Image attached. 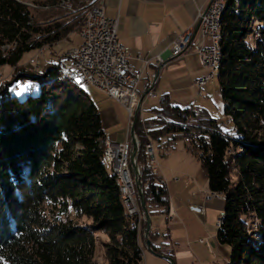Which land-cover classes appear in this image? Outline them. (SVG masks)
<instances>
[{"label": "trees", "instance_id": "1", "mask_svg": "<svg viewBox=\"0 0 264 264\" xmlns=\"http://www.w3.org/2000/svg\"><path fill=\"white\" fill-rule=\"evenodd\" d=\"M226 2L223 118L163 96L153 117L138 118V163L151 217L169 215L168 187L152 173L146 146L165 155L177 141L188 142L211 193L225 199L216 240L231 248L228 264H264V0ZM93 4L53 0L40 20L24 0H0V68L17 69L24 53L67 38ZM17 71L0 84V264H99L100 252L106 264H141L145 220L139 224L126 210L105 157L100 109L59 64L42 74ZM21 78L39 81V94L14 96ZM100 233L107 239L99 241ZM157 236L152 228V248L164 254Z\"/></svg>", "mask_w": 264, "mask_h": 264}, {"label": "crops", "instance_id": "2", "mask_svg": "<svg viewBox=\"0 0 264 264\" xmlns=\"http://www.w3.org/2000/svg\"><path fill=\"white\" fill-rule=\"evenodd\" d=\"M104 1L106 16L118 20L117 38L122 45L129 49L131 66L138 69L143 65L142 59H151L137 86L140 96L147 93L141 105V117L147 119L146 114L150 115L149 118L153 117L152 109L158 107L162 97L166 95L175 106H198L205 109L210 115L214 114L211 111L214 110V104H217L219 99L218 85L214 80L215 74L212 81L202 89L199 87L196 80L207 75L210 70L200 64L194 46L202 40L200 29H196L197 13L200 8L206 9L210 0ZM190 28L194 29L193 44L183 54L176 57L171 56L168 51L170 44ZM204 41L207 45L211 43L209 38H205ZM159 54L166 60L161 66L155 63V56ZM101 93L105 96L97 106L101 112L107 141L110 143L113 141L123 142L127 139L131 141V120L128 111L120 101L102 91ZM160 176L164 181L166 180V184L171 183L164 175L163 169L160 170ZM216 199H220V196ZM218 201L221 205L222 201ZM176 215L177 206L173 196L170 195V213L164 215L168 222L166 227L168 241L160 242L162 244L161 251L165 255L171 253L176 264H188L189 257L194 259L195 252L185 240H180L173 228H170V224L173 225L177 219ZM154 216L152 217V228L159 234L158 230L163 227L157 228L158 222L154 224ZM157 240L158 236L155 243ZM144 241L143 235L141 245L145 254ZM141 264H144L143 261Z\"/></svg>", "mask_w": 264, "mask_h": 264}, {"label": "rangeland", "instance_id": "3", "mask_svg": "<svg viewBox=\"0 0 264 264\" xmlns=\"http://www.w3.org/2000/svg\"><path fill=\"white\" fill-rule=\"evenodd\" d=\"M24 1L32 10L36 11L40 20H45L49 16L47 12L51 11H45L42 7L45 4L51 3L53 0ZM63 1L67 2L68 0ZM79 30L80 26H78L74 33L57 44L55 43L41 48L43 51L32 50L24 53L17 69L9 65L2 66L0 68V84L13 80L18 73V69L42 74L49 65L58 64L60 58L71 46H76L81 42ZM218 75L219 72L215 73L214 80L218 85L219 99L217 100V104H214V110L211 112L214 113L212 117L222 119L224 116V103ZM23 80L24 78H21L16 82L15 85H18L19 90H12L14 96L19 99H25L28 95L34 96L39 94V81L26 79V82H24ZM82 86L89 93L96 105L105 96L101 91L91 85L82 84ZM146 117L149 118L150 115L146 114ZM166 141L167 139L165 138L163 142ZM188 146V142L177 141L169 149V153L165 155H163L164 152L162 149L158 148V146L155 147L160 170L163 169L164 175L171 182L167 183V185L170 195L173 196L174 203L177 206V219H175L176 221L173 225L170 224V228H173L174 232L179 235L180 240H185L195 252L194 259L189 257L188 264H228L231 248L226 245H219L216 241L219 218L223 216L225 199L223 195H220V199H216V196H213L212 200H203V196L201 195L208 194V196H212L208 186V179L198 157L188 149ZM218 200L222 201L221 205ZM197 206L200 207L201 211L193 209ZM153 222L154 224L158 222L157 228L163 227L161 230H158L159 236L156 241V244L161 248V243L168 241L166 236L168 233L166 229L168 222L162 214L154 216ZM100 236L97 237L99 241L101 239H107L102 233H100ZM144 251V264H171L170 261L153 254L146 247H144ZM97 258L99 264H106L101 252L98 253Z\"/></svg>", "mask_w": 264, "mask_h": 264}, {"label": "built area", "instance_id": "4", "mask_svg": "<svg viewBox=\"0 0 264 264\" xmlns=\"http://www.w3.org/2000/svg\"><path fill=\"white\" fill-rule=\"evenodd\" d=\"M92 2L101 4L102 16H93V4L90 7V16L84 18L91 19L90 32L82 33L80 26L81 43L70 47L63 55L62 62L73 73L83 76L91 86L120 101L128 111L132 123L140 99L137 86L151 59H142L143 65L138 69L131 66L130 51L117 38L118 20L106 16L104 5L100 3V0H92ZM224 2L225 0H210L206 9L200 8L197 13L196 23L199 24L198 29L201 31L202 40L194 46L200 64L210 70L207 75L196 80L201 89L212 81L215 72V38L218 33L215 27V15L219 10V6ZM205 38L210 39L211 43L209 45L205 43ZM193 39V28L180 34L168 47L170 55L176 57L183 54L193 44ZM165 61L161 54L155 56V63L158 66L163 65ZM108 144L114 162L118 165V177L122 178L125 188L132 196V204L134 209H137L140 224L144 220V213L140 206L130 163L132 140L113 141V143ZM146 150L149 155L152 173L159 176L160 167L154 143L149 142ZM211 194L212 196H208V194L201 196H203V200H210L213 196L219 197L216 194ZM197 208L200 209V207Z\"/></svg>", "mask_w": 264, "mask_h": 264}, {"label": "bare ground", "instance_id": "5", "mask_svg": "<svg viewBox=\"0 0 264 264\" xmlns=\"http://www.w3.org/2000/svg\"><path fill=\"white\" fill-rule=\"evenodd\" d=\"M104 2H105L104 0H100V3H102V5H104V10H105ZM226 6H227V2L225 0V2L219 6V10L217 11V13L215 15V27L217 28L218 33L216 34V38H215L216 57H215V72L213 73V78H214V74L219 71L220 64L222 62L221 61L222 56L220 53V41H221V22H220V20H221L222 14L226 10ZM86 16H90V9L88 10ZM93 16L94 17H101L102 16L101 4H95L94 5ZM90 30H91V19H85L84 23L81 26V32L82 33H89ZM40 51H43V49H40ZM58 64L60 66L62 74L65 77H67L68 79L75 81L76 83L81 84V85L82 84L90 85L83 76H80L79 74L73 73L71 70H69L63 64L62 59L59 61ZM108 143H110V142L106 141L105 157L107 159V162L112 166V168L116 174L117 185L119 186V190H120V193L122 196V200L125 204L126 210L129 214H137V209H134V205L132 204V196H131L130 192L125 188L122 178L118 177V165L114 162V157L111 154L110 145Z\"/></svg>", "mask_w": 264, "mask_h": 264}, {"label": "water", "instance_id": "6", "mask_svg": "<svg viewBox=\"0 0 264 264\" xmlns=\"http://www.w3.org/2000/svg\"><path fill=\"white\" fill-rule=\"evenodd\" d=\"M198 28H199V24H197V26H196V29H198ZM146 94L147 93H144L142 96H140L139 103H138V106L135 110L133 120L131 123V127H130V135H131V140H132V151H131V155H130V163H131V169H132V172L134 175V181H135V186L137 189L138 198L140 201V206H141L143 213H144V220H145V225H146L145 230H144V240H145L144 243H145L146 248L150 252H152L153 254L167 259L168 261L171 262V264H176L173 257H171L169 255H165V254L155 252L154 249L152 248V242L150 239V232L152 229V217H151V214L148 210L145 195H144V185L142 182V171H141L139 163H138V153L140 150V144H139V140H138V137L136 135V132H135V127H136V124H137V121H138V118H139L140 112H141V105L143 102V98ZM193 209L200 211V209L197 207H195ZM222 217L219 219L221 220Z\"/></svg>", "mask_w": 264, "mask_h": 264}]
</instances>
